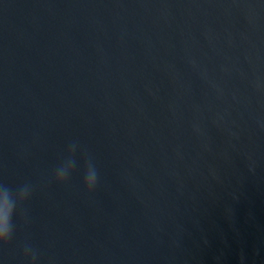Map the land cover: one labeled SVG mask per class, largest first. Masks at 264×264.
Listing matches in <instances>:
<instances>
[{
	"label": "water",
	"instance_id": "1",
	"mask_svg": "<svg viewBox=\"0 0 264 264\" xmlns=\"http://www.w3.org/2000/svg\"><path fill=\"white\" fill-rule=\"evenodd\" d=\"M25 185L0 264H264V0H0V186Z\"/></svg>",
	"mask_w": 264,
	"mask_h": 264
},
{
	"label": "clouds",
	"instance_id": "2",
	"mask_svg": "<svg viewBox=\"0 0 264 264\" xmlns=\"http://www.w3.org/2000/svg\"><path fill=\"white\" fill-rule=\"evenodd\" d=\"M73 163L71 168L65 170L63 168H60L56 170L54 175V180L57 183H64L68 177L70 176L73 168L75 167V160L72 158ZM57 171H59V175L57 174ZM99 180V173L96 168V166L90 161H85L84 165V173H83V186L87 192H92L95 187L97 186ZM3 187V190L6 192V197L3 202H0V216H2L3 220L9 224L12 225V215L13 212L16 210L18 205H22L27 197L30 194V190L27 185L23 186L18 193L15 195L12 194V192L6 187V186H0ZM25 193H28L25 195ZM8 232L5 229H0V242H6L9 239ZM30 249L25 250V257L27 258L28 253ZM32 259H35V256L33 255Z\"/></svg>",
	"mask_w": 264,
	"mask_h": 264
}]
</instances>
